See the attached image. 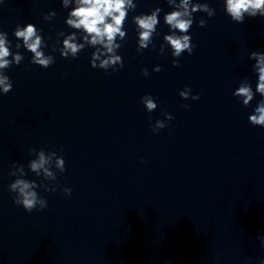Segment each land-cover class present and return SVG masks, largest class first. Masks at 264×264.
<instances>
[{"label": "clouds", "instance_id": "clouds-1", "mask_svg": "<svg viewBox=\"0 0 264 264\" xmlns=\"http://www.w3.org/2000/svg\"><path fill=\"white\" fill-rule=\"evenodd\" d=\"M62 7L70 11L65 19V24L75 31L65 34L63 31L57 33V44L60 47L52 46V51H58L63 58L75 59L79 53L86 47H91L94 51L91 53L90 67L99 68L113 72L119 71L123 67V59L117 54V50L122 48V41H125L127 32L125 23L127 22L130 11H135L137 3L134 0H60ZM167 4L173 9L166 12L163 16L164 23L169 28L170 34L163 36L164 43L160 46V54L165 53V46L171 49V55L174 58L181 57L185 52L189 55L193 53L195 45L192 43V37L189 34L194 22L193 14L196 12L206 13L209 18L215 15V9L209 7L207 2H193V0H167ZM224 11L236 23H243L245 17H264V0H224ZM162 12L160 7L151 10L150 14L140 13L132 17V22L136 26L137 32V53H142L144 49L153 44L154 35H159L157 26L160 23L159 16ZM55 11L48 12L45 20H51L55 17ZM207 21L200 19L199 27H205ZM35 24L29 23L15 28L13 35L17 41L12 51L11 41L8 40V34L0 30V94H7L13 88V83L9 76L5 74L6 70L12 65H20L24 56L18 50L23 47L31 53L32 64L41 68H49L55 63V57L46 54L44 49L48 47L45 38ZM79 33V35H77ZM62 37V41L59 39ZM249 59L254 61L252 70L257 79L255 89L253 90L251 82L247 78L241 79L238 86L233 89L232 95L239 98L244 107H248L257 94L262 97L248 115L247 119L253 126L264 128V51H251ZM174 67H179V60L173 59ZM153 71H161V67L156 65ZM145 77L149 75L146 68L142 69ZM179 96L187 100H198L199 93L193 95L190 87H185L179 92ZM148 112L154 111L158 105L151 95L142 97ZM184 107H189L184 105ZM163 120H156L152 125V131L158 132L167 126V121L173 119L171 113L162 112ZM29 154L34 158L28 161L27 168L37 177H42V181L37 183L35 180L26 179L27 172L23 164H14L9 175L15 179L8 185V191L12 195V200L17 206L31 213L33 210L42 211L48 207V201L42 197L37 189H43L45 192L55 191V186L46 184L44 181H55L57 172L63 173L65 160L62 155L56 151H45L30 148ZM55 169V171L53 170ZM66 196L71 195L70 188H64ZM261 246H264V236L258 237ZM259 264H264L261 260Z\"/></svg>", "mask_w": 264, "mask_h": 264}]
</instances>
